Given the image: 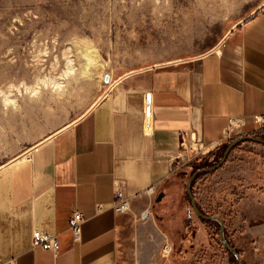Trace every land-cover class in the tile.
<instances>
[{"label": "crops", "instance_id": "1", "mask_svg": "<svg viewBox=\"0 0 264 264\" xmlns=\"http://www.w3.org/2000/svg\"><path fill=\"white\" fill-rule=\"evenodd\" d=\"M257 12L198 56L125 73L80 117L2 165V264H162L172 243L156 204L193 158L254 131L264 116V9ZM117 190L131 198L130 211L113 208ZM227 204L235 236L255 254L250 264H264V186L242 184L221 197ZM76 209L85 217L79 238L69 228ZM39 224L58 235V251L33 245Z\"/></svg>", "mask_w": 264, "mask_h": 264}, {"label": "rangeland", "instance_id": "2", "mask_svg": "<svg viewBox=\"0 0 264 264\" xmlns=\"http://www.w3.org/2000/svg\"><path fill=\"white\" fill-rule=\"evenodd\" d=\"M260 7L264 0H0V167L80 117L115 79L160 61L198 56ZM258 124L232 137L237 141L224 162L200 171L191 184L201 212L228 218L225 236L242 264L255 254L249 240L235 236L231 201L226 207L220 202L242 184L264 186V142L245 137L264 133V121ZM233 141L220 145L221 158ZM191 170L187 164L176 189L156 204L172 243L162 264H239L220 225L195 212L187 190Z\"/></svg>", "mask_w": 264, "mask_h": 264}, {"label": "built area", "instance_id": "3", "mask_svg": "<svg viewBox=\"0 0 264 264\" xmlns=\"http://www.w3.org/2000/svg\"><path fill=\"white\" fill-rule=\"evenodd\" d=\"M258 121H264V116L258 118ZM239 119L231 120V127L238 124ZM184 143V142H183ZM156 191V185H150L146 192L153 194ZM113 208L118 212H128L131 210V198L125 196L121 190H117L114 194V200L112 202ZM102 208L103 205L99 204ZM150 212L148 209H144L141 213V218L145 219L149 216ZM85 220L84 214L81 210L76 209L72 212L69 218V228L72 231L75 238H79L82 232V225ZM33 245L35 247H40L46 250L58 251L60 249V240L57 234L50 233L46 226L43 224L37 225L32 232ZM0 264L2 261L0 259Z\"/></svg>", "mask_w": 264, "mask_h": 264}, {"label": "water", "instance_id": "4", "mask_svg": "<svg viewBox=\"0 0 264 264\" xmlns=\"http://www.w3.org/2000/svg\"><path fill=\"white\" fill-rule=\"evenodd\" d=\"M263 7H260L259 9H257L254 13H256L257 11L261 10ZM253 13V14H254ZM242 22V21H241ZM240 23V22H239ZM238 23V24H239ZM237 24V25H238ZM236 25V26H237ZM236 26H234L232 29H234ZM231 29V30H232ZM230 30V31H231ZM103 97V96H102ZM101 97V98H102ZM100 98V99H101ZM99 99V100H100ZM148 114H150V110L148 109ZM150 123V120L148 119V124ZM245 137H248V138H252V139H255L257 141H260V142H264V139L263 138H259V137H254V136H245ZM237 140H234L231 144H229V146L227 147V149L225 150V153L223 155V157L221 158V160L219 162H217L215 165L211 166V167H205V168H200L198 170H196L189 178L188 180V184H187V190H188V193L189 195L191 196L192 198V206L195 210V212L199 215V216H202V217H205V218H209V219H216L219 221L220 223V236H221V239L223 241V243L233 252V254H235V256L237 257V260H238V263L239 264H242V258H241V254L236 250V248L226 239V236H225V222H224V219L218 215V214H214V215H211V214H205L203 212H201L198 207H197V204H196V200L193 196V193L191 191V184H192V181L195 179L196 175L202 171V170H212V169H216L218 168L223 162L224 160L226 159L227 155H228V152L230 151V149L232 148V145L236 142Z\"/></svg>", "mask_w": 264, "mask_h": 264}, {"label": "trees", "instance_id": "5", "mask_svg": "<svg viewBox=\"0 0 264 264\" xmlns=\"http://www.w3.org/2000/svg\"><path fill=\"white\" fill-rule=\"evenodd\" d=\"M260 11H263L260 10ZM260 11H258L257 13H259ZM254 135H256L257 137H261V138H264V133L262 134H259L257 132L254 133ZM235 138H232V139H229V141H233ZM220 146V145H219ZM217 146L215 149L213 150H210L209 152L207 153H204V154H201L195 158H193L190 162H189V165L191 166V172H194L204 166H209V165H212V164H216L219 159L221 158L219 152L218 151L221 146L219 147ZM181 177H184L186 176V171H181L180 174H179ZM196 178V177H195ZM203 220L205 222H207L209 225H214L216 228L218 227L219 222L216 220V219H209V218H203ZM220 234V233H219Z\"/></svg>", "mask_w": 264, "mask_h": 264}]
</instances>
